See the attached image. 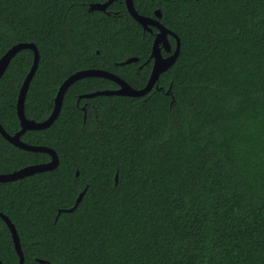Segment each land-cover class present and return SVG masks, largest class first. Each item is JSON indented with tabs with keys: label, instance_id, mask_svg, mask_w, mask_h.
<instances>
[{
	"label": "trees",
	"instance_id": "trees-1",
	"mask_svg": "<svg viewBox=\"0 0 264 264\" xmlns=\"http://www.w3.org/2000/svg\"><path fill=\"white\" fill-rule=\"evenodd\" d=\"M107 1L0 0V59L20 43L39 52L27 119L47 120L78 71L147 85L157 30L133 19L125 0L90 10ZM133 4L145 17L160 11L180 53L142 97L81 98L119 85L76 81L53 124L21 136L59 158L51 171L0 183V213L16 228L24 264H264V0ZM168 41L174 53L177 40ZM129 58L138 61L122 64ZM33 62V50H21L0 79L9 135L21 129L16 105ZM50 160L0 134V174ZM0 261H20L2 218Z\"/></svg>",
	"mask_w": 264,
	"mask_h": 264
},
{
	"label": "water",
	"instance_id": "water-1",
	"mask_svg": "<svg viewBox=\"0 0 264 264\" xmlns=\"http://www.w3.org/2000/svg\"><path fill=\"white\" fill-rule=\"evenodd\" d=\"M115 0H108L107 2L103 4H94L91 7V10H100V11H106V9L114 2ZM126 7L130 15L135 19L138 23H140L145 30H148L152 32L151 27H155L158 29V32L155 34V40L153 44V49H152V54L150 59L154 60L152 72L150 75V78L148 80L147 85L140 90H136L132 88L125 80L120 78L119 76L108 72L104 70H98V69H88V70H82L74 73L71 75L69 78H67L64 83L60 86L59 91L57 93V96L55 98V106L52 114L50 117L43 121V122H36L34 120H29L27 119L24 111V106H25V99L26 95L29 89L30 82L36 73V70L38 68V63H39V52L37 47L33 43H20L15 46H13L1 59H0V79L5 73L9 63L11 62L12 58L21 50L23 49H31L34 52V62L33 66L27 75L21 89L19 92L18 100H17V115L20 120V125L21 129L14 135H9L6 133V131L2 128L0 124V134L11 144L14 146L21 148L26 151H32V152H43L47 153L50 155L51 160L48 163H43V164H36V165H31L28 167H25L23 169H20L18 171H15L13 173L9 174H1L0 175V183H7V182H12L16 181L19 179H23L25 177H28L30 175H33L35 173H42L46 171H51L55 169L59 165V158L57 153L48 147L44 146H34V145H29L21 140V136L27 132V131H32V130H42L46 129L50 125L53 124V122L57 119L59 116V113L62 108V103L63 99L65 96L66 91L68 88L73 85L76 81L87 78V77H102L106 78L109 80L114 81L119 85V89L117 90H103V91H97L93 92L91 94H86L83 95L81 98H93L96 96H111V95H121V96H129V97H142L148 94L156 85V83L159 81L160 75L165 72L170 66L173 65V63L176 61L179 53H180V41L178 37L170 31L168 28H166L161 22V13L160 11L155 12L156 18H151V17H145L140 15L137 10L134 7L133 0H125ZM171 35L177 40V47L174 53H172L168 57H164L162 55V50L165 49L168 52L171 51V46L168 41V36ZM166 60H170L169 63H165ZM138 58H129L122 64H130L132 62H137ZM78 175V172H77ZM117 180V176H116ZM85 192H82L79 197L76 200V204L73 208L68 209V210H63L65 212H71L73 211L80 201L82 200ZM62 210H60L59 213H61ZM0 218H2L7 226L10 229L15 250L20 258L19 264H24V255L22 252L21 244H20V239L18 236V233L16 231L15 226L11 222V220L4 214L0 213ZM40 263H45L43 260H38ZM0 264H3L0 261Z\"/></svg>",
	"mask_w": 264,
	"mask_h": 264
},
{
	"label": "flooded vegetation",
	"instance_id": "flooded-vegetation-1",
	"mask_svg": "<svg viewBox=\"0 0 264 264\" xmlns=\"http://www.w3.org/2000/svg\"><path fill=\"white\" fill-rule=\"evenodd\" d=\"M91 7H92V5L90 6V10H91ZM103 12H104V11H103ZM151 28L157 30L156 32H154V35H155V34L158 32V29L155 28V27H151ZM163 50H164V49H163ZM165 51H166L167 53H170V55L172 54V53H171L172 50H171L170 52H168L167 50H165ZM170 55H169V56H170ZM152 60H153V59H152ZM153 64H154V60H153V63H152V68H153ZM0 175H1V174H0Z\"/></svg>",
	"mask_w": 264,
	"mask_h": 264
},
{
	"label": "bare ground",
	"instance_id": "bare-ground-1",
	"mask_svg": "<svg viewBox=\"0 0 264 264\" xmlns=\"http://www.w3.org/2000/svg\"><path fill=\"white\" fill-rule=\"evenodd\" d=\"M169 62H170V60H166V61H165L166 64L169 63Z\"/></svg>",
	"mask_w": 264,
	"mask_h": 264
}]
</instances>
